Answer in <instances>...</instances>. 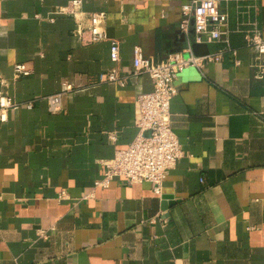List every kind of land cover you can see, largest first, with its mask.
Returning <instances> with one entry per match:
<instances>
[{
	"label": "crops",
	"instance_id": "1",
	"mask_svg": "<svg viewBox=\"0 0 264 264\" xmlns=\"http://www.w3.org/2000/svg\"><path fill=\"white\" fill-rule=\"evenodd\" d=\"M188 1L81 0L78 24L57 11L69 0H0V91L33 102L0 123V264H264V77L246 47L253 29L264 38V0L220 2L235 57L223 42L194 43L191 21L180 28ZM101 11L123 85L100 81L109 44L88 41V16ZM187 43L222 55L175 79L184 155L162 183L167 208L147 181L95 186L135 138L137 95L152 88L131 73L133 48L158 62ZM16 63L31 74L13 79ZM63 83L71 90L50 113L45 97Z\"/></svg>",
	"mask_w": 264,
	"mask_h": 264
},
{
	"label": "built area",
	"instance_id": "2",
	"mask_svg": "<svg viewBox=\"0 0 264 264\" xmlns=\"http://www.w3.org/2000/svg\"><path fill=\"white\" fill-rule=\"evenodd\" d=\"M226 0H189L180 7V28L185 30L193 24L195 34L194 43L223 42V51H228L235 57V50L228 44V14L220 10V2ZM58 12L73 18L80 23L83 14L81 0H69L66 6L59 7ZM88 41L90 43L108 42V55L112 66L101 77L100 81L118 82L124 84L118 76L119 41L110 38L102 28L105 20L104 12H92L88 16ZM246 47L252 53L251 67L254 77H264V38L256 29L246 37ZM222 52H206L195 55L191 43L183 48L168 54L158 62H151L144 57L139 47L133 48L132 75L145 74L151 80L152 88L148 92L137 95L139 116L136 120L137 134L132 142L124 149L115 151L113 158L103 162L104 172L101 179L94 182L95 186H107L116 176L123 177L127 183L150 182L155 195H162V183L167 171L176 165L184 155L179 141L172 130L170 120V101L176 94L175 79L186 68L194 67L201 70L206 63L221 59ZM234 65L239 61L234 58ZM31 74V69L24 63H16L12 67V78ZM0 83L4 80L0 77ZM71 90L69 83H63L62 90L45 97L50 113H56L61 108L62 95ZM32 100L18 102L12 96L0 91V123L6 120L7 110L17 106L32 107ZM115 140V137H111ZM60 192L58 198H64ZM45 236L44 232H40Z\"/></svg>",
	"mask_w": 264,
	"mask_h": 264
},
{
	"label": "water",
	"instance_id": "3",
	"mask_svg": "<svg viewBox=\"0 0 264 264\" xmlns=\"http://www.w3.org/2000/svg\"><path fill=\"white\" fill-rule=\"evenodd\" d=\"M191 46H192V51H193V53L195 54V55H201V54H204V53H206V52H208V51H204V52H199L197 49H196V46L194 45V43L193 44H191ZM162 202H161V207H162V209H166L167 208V202L165 201V199H167V198H169V196H167L166 194H163L162 196Z\"/></svg>",
	"mask_w": 264,
	"mask_h": 264
}]
</instances>
